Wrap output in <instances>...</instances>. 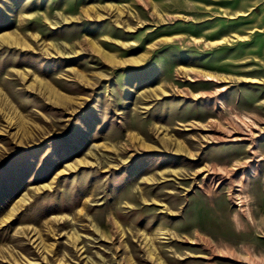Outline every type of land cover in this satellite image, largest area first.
<instances>
[{
  "label": "rangeland",
  "instance_id": "1",
  "mask_svg": "<svg viewBox=\"0 0 264 264\" xmlns=\"http://www.w3.org/2000/svg\"><path fill=\"white\" fill-rule=\"evenodd\" d=\"M0 264H264V0H0Z\"/></svg>",
  "mask_w": 264,
  "mask_h": 264
}]
</instances>
